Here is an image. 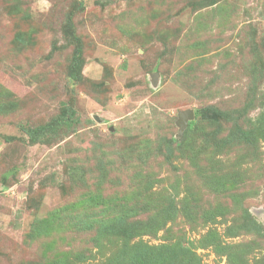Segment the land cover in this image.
Masks as SVG:
<instances>
[{
  "label": "rangeland",
  "instance_id": "1",
  "mask_svg": "<svg viewBox=\"0 0 264 264\" xmlns=\"http://www.w3.org/2000/svg\"><path fill=\"white\" fill-rule=\"evenodd\" d=\"M208 106L245 116L187 136L179 113ZM246 246L264 264V0H0V264H229Z\"/></svg>",
  "mask_w": 264,
  "mask_h": 264
},
{
  "label": "trees",
  "instance_id": "2",
  "mask_svg": "<svg viewBox=\"0 0 264 264\" xmlns=\"http://www.w3.org/2000/svg\"><path fill=\"white\" fill-rule=\"evenodd\" d=\"M83 4L80 3L78 8H82ZM66 32L68 33V36L72 37L76 41H78V37L76 36L73 26L71 21L66 27ZM81 59L78 57V54L74 55L73 58V64L71 67V72L72 74H77L78 70L81 67ZM247 108L251 107V105H247ZM75 116V113L73 111L64 109V112L61 114L60 117H58V122L57 124L59 126H70L72 124V120ZM210 116L213 117H219L222 119L225 118L223 121L227 123H233V124H239L241 119L245 116L244 112L239 114V116H236L233 112H223L222 110L216 108V107H203L199 110L195 111V119L193 121L188 122L187 126V131L186 135L188 136L189 132L195 129L198 119L204 120L206 118H209ZM260 121V120H259ZM258 121V122H259ZM262 123V121L260 122ZM55 126V124L53 123ZM52 125L50 126H40L36 128H30V129H25L26 134L28 135L29 139L31 140L32 143L38 142L41 138L46 136V134L50 131ZM228 138L231 140V144H235V141L237 140L238 143H245L248 145H253L254 141V135L251 132V130H247L246 128H243L241 126H237V132L228 136ZM178 141V140H177ZM176 141V142H177ZM182 146V144L178 143V146ZM242 229L248 233H260L262 231L261 225L250 215L247 214L245 220H244V225ZM261 229V230H260ZM228 232L230 234H234V229H229ZM217 242V239L216 241ZM240 247H231L227 253L228 256V263L229 264H248V257L250 254V250L248 249L249 247L246 246L244 248ZM138 262L143 261L139 258H136ZM146 261V259H144ZM135 264V263H134ZM137 264V263H136ZM138 264H158L157 262H140Z\"/></svg>",
  "mask_w": 264,
  "mask_h": 264
},
{
  "label": "water",
  "instance_id": "3",
  "mask_svg": "<svg viewBox=\"0 0 264 264\" xmlns=\"http://www.w3.org/2000/svg\"><path fill=\"white\" fill-rule=\"evenodd\" d=\"M195 119V111L187 110L179 113V119L177 121V125L181 127V129H185L188 126L189 121H193Z\"/></svg>",
  "mask_w": 264,
  "mask_h": 264
}]
</instances>
